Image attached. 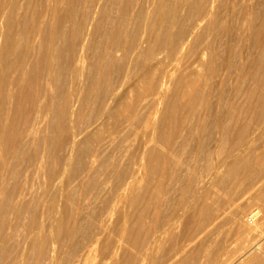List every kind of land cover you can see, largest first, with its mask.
Returning a JSON list of instances; mask_svg holds the SVG:
<instances>
[{
    "label": "rangeland",
    "instance_id": "obj_1",
    "mask_svg": "<svg viewBox=\"0 0 264 264\" xmlns=\"http://www.w3.org/2000/svg\"><path fill=\"white\" fill-rule=\"evenodd\" d=\"M125 1L113 0L115 24L72 36L83 74L59 84L89 99L61 104V128L77 120L79 151L65 161V140L56 152L52 208L36 199L51 167L36 179L0 264H264V0H149L119 29ZM96 53L116 54L113 68Z\"/></svg>",
    "mask_w": 264,
    "mask_h": 264
},
{
    "label": "bare ground",
    "instance_id": "obj_2",
    "mask_svg": "<svg viewBox=\"0 0 264 264\" xmlns=\"http://www.w3.org/2000/svg\"><path fill=\"white\" fill-rule=\"evenodd\" d=\"M135 2L136 0H127V3L125 1L126 6L123 15L120 17L119 25L117 24L119 29H124L128 24H136L148 14L149 7L147 9L145 6L148 5L145 4L149 3V0H141L140 9L133 16L131 10H133ZM116 3L113 0H0V219H3V226L0 229V232L1 230L3 232V235L0 236V249L7 247L6 239L15 229L14 219L19 220L18 217L25 214V210L30 207L32 201L35 202L36 199L40 201L42 196L48 204L50 203L51 208L58 201L59 187L56 182L58 167L54 160L56 152L64 146L63 143L67 140L68 156L65 160L67 161L74 156L76 151H79L80 147L79 142L76 140L80 132L77 120L70 122L66 127L64 126V129L61 128L62 120L67 116V113L62 110L63 108L61 109V104L68 108L76 101L84 102L89 99L88 93L83 89L81 90L84 92L80 90L81 86L76 87L75 90H67L65 86L59 84V79L65 71L71 75L72 82H76L81 78L83 74L82 62L85 60V56L77 53L79 52L77 51V43L75 44L72 36L77 31L81 34L88 30L86 40L88 41L97 30H102H100L101 24L107 21L111 22L114 18L112 14L115 11L114 4ZM25 8L28 10L27 12ZM31 11H34L33 14H37V16L26 15ZM117 16L115 17L118 20ZM110 17H112L111 20ZM114 20L113 23L111 22L112 24H115ZM30 23L33 24L32 32L30 34L27 31L30 35L27 36L25 42L26 31L24 29ZM93 25L94 27H92ZM103 27L107 28L104 25ZM260 29V33L263 34L264 25ZM104 31L105 33L101 34L102 39L110 36L108 35L109 30L108 32L106 29ZM79 32L77 33L79 34ZM112 32L114 33V31ZM75 36L74 38L79 37L77 34ZM117 36L120 37L121 35ZM75 41L77 42V40ZM85 42L83 44L87 43ZM261 52L262 57L260 58L262 60L264 58V43ZM94 55L97 56V61L100 59L105 61L104 68H101L103 72L113 68L116 54L101 55L96 53ZM94 66L98 67L96 64ZM13 68L16 70V74H10ZM252 74L256 73L253 71ZM101 77L104 78L105 74ZM97 82L98 77H94L91 81V86L96 90ZM100 82L99 84H102V79ZM66 84H69V82ZM88 91L90 92V90ZM250 93L248 97H251ZM29 107L34 111L32 115L29 114ZM107 111H109V108L105 109V112ZM216 124L223 131V128H225L224 120L220 116L217 117ZM65 163L64 167L67 168L68 162ZM25 164H27L26 171ZM47 167H51L52 176L47 181L48 186L45 187V191L43 190L44 192H41L40 197L35 199L34 193L37 190L34 189L35 192H33V186H37L36 179L39 176L41 177V173ZM38 182L40 184V179ZM39 190L36 195L39 194ZM10 218H13L12 222ZM59 221L61 222V220ZM61 227L64 229L66 225L63 224ZM69 232L67 231L65 234ZM62 233L61 230V235ZM37 236L41 238L38 234ZM56 236L58 235L56 234ZM36 241L38 240L36 239ZM63 245L65 244L63 243ZM37 246L39 247V245ZM3 253H1V256ZM261 257L263 256L261 255ZM251 260L253 259L251 258Z\"/></svg>",
    "mask_w": 264,
    "mask_h": 264
}]
</instances>
